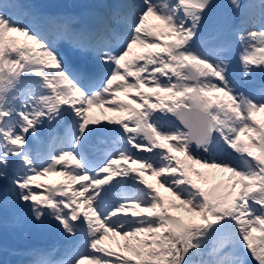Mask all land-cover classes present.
Segmentation results:
<instances>
[{
	"label": "snow or ice",
	"instance_id": "6c2138e0",
	"mask_svg": "<svg viewBox=\"0 0 264 264\" xmlns=\"http://www.w3.org/2000/svg\"><path fill=\"white\" fill-rule=\"evenodd\" d=\"M217 7L0 0V228L65 241L15 264H264V0Z\"/></svg>",
	"mask_w": 264,
	"mask_h": 264
},
{
	"label": "rangeland",
	"instance_id": "374dc122",
	"mask_svg": "<svg viewBox=\"0 0 264 264\" xmlns=\"http://www.w3.org/2000/svg\"><path fill=\"white\" fill-rule=\"evenodd\" d=\"M24 2L42 11H50V10L53 11L56 8H52V7L53 6L57 7L55 0H24ZM227 3L228 0H224L223 7L219 11V13H224L227 11V7H226ZM232 58L234 62H237L238 55L235 52H233ZM45 133H46L45 130L42 129L40 135L44 137ZM196 167L198 168V165ZM201 171L204 170L201 169ZM45 183L52 184L54 183V181L51 177L50 178L47 177L45 179ZM157 188L160 191L161 195L165 196L167 199H174L171 193L166 191L165 188H160L159 185ZM2 216L3 219L8 223V227L0 228V235L6 237L10 236L11 238L4 240L3 239L4 237L3 238L0 237V242L4 240L2 243H4V246L7 249H15L17 252L21 253L15 256H18L23 260L25 259L23 253L26 249L32 247H44L46 243L48 244L47 247H50L53 245H57L62 239V237L59 235L57 228L53 226H47L42 228H34L31 226H26L23 230L13 228L11 226L12 209L10 208L5 209L2 213ZM10 255H12L10 252L8 254L0 253V257L6 260L9 259L8 257Z\"/></svg>",
	"mask_w": 264,
	"mask_h": 264
},
{
	"label": "bare ground",
	"instance_id": "6f19581e",
	"mask_svg": "<svg viewBox=\"0 0 264 264\" xmlns=\"http://www.w3.org/2000/svg\"><path fill=\"white\" fill-rule=\"evenodd\" d=\"M97 2H98V0H88V3H86V0H81L80 3L78 4V6H86V7H92L93 6L94 7L97 4ZM93 10H91V11H93ZM91 11L89 10V11L85 12L84 15H86L87 13H89ZM216 12H217V10H216ZM236 53L238 55V52H236ZM257 83H259V78H257ZM120 98L121 99H124V100L128 99L124 94H121ZM92 114H95L97 116V118L101 119V121H104V117L105 116H115V115H119L118 113H112V112L107 111V106H105L104 109H93L92 110ZM256 118L258 120L264 121V113L257 114V117ZM46 131H47V128H46ZM178 155H179V153H178ZM134 166L135 165H133V167ZM198 168H199V166H198ZM49 177H52V179L54 180L55 183H58V182H60V181L63 180V177H60V176H49ZM145 178L148 179L149 183L156 184V178L155 177H152L151 175L145 174ZM45 179L46 178L42 179L40 182L41 183H44L45 182ZM156 187H158V184H156ZM64 243H65V241L62 238L60 240V242L58 243V245H63ZM21 260H23V259H21L20 257L18 258L15 255H11L9 257V261H11L12 264H15V262L21 261Z\"/></svg>",
	"mask_w": 264,
	"mask_h": 264
}]
</instances>
